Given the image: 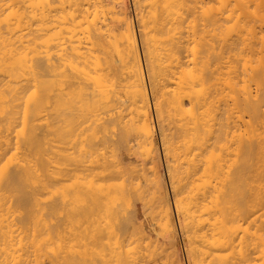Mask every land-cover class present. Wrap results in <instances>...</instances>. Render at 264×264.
<instances>
[{"label": "bare ground", "instance_id": "bare-ground-1", "mask_svg": "<svg viewBox=\"0 0 264 264\" xmlns=\"http://www.w3.org/2000/svg\"><path fill=\"white\" fill-rule=\"evenodd\" d=\"M252 1L0 0V264H264Z\"/></svg>", "mask_w": 264, "mask_h": 264}, {"label": "rangeland", "instance_id": "rangeland-1", "mask_svg": "<svg viewBox=\"0 0 264 264\" xmlns=\"http://www.w3.org/2000/svg\"><path fill=\"white\" fill-rule=\"evenodd\" d=\"M259 1L260 0H254V1H252V2H250V4H251V6H250V4H249V9H250V11L251 10H253L255 13H257V15L255 16V14H254V12H253V15L255 16H253L254 17V20H253V18L250 16V18H251V20L254 22V24H255V30H256V36H257V38H255V40L253 39V40H250V42H249V44H250V47H249V44H248V47L252 50V52L253 53H251L250 54V50H249V54L252 56H249L248 55V57H251V58H254L255 59V57H256V55H257V57H258V55H260V58L262 59V53H264V4H263V2L260 4L259 3ZM144 2V1H143ZM256 2H258L259 4H260V6L259 7H257V5H259L258 3H257V5H256ZM261 2V1H260ZM143 4V3H142ZM145 4H146V2H145ZM145 4H143V5H145ZM147 4H148V1H147ZM145 5V6H141V8H139V7H135V13H138L139 14V11L141 12V11H143V12H145L146 10H147V6L148 5ZM262 6V7H261ZM248 9V10H249ZM254 9H256L257 10V12L254 10ZM248 13H249V15H251L250 14V12L248 11ZM247 13V14H248ZM136 16H138L139 17V15H136ZM249 19V18H248ZM250 20V21H251ZM136 21V20H135ZM252 23V22H251ZM136 24H137V22H136ZM253 24V25H254ZM249 36L251 35V34H248ZM248 36V38L247 39H252L251 37H249ZM254 36V35H253ZM255 37V36H254ZM259 37V38H258ZM256 39H257V41H256ZM261 39V41L263 42V43H261V41H258V40H260ZM248 41V40H247ZM251 41H254L253 43L251 42ZM259 42V43H258ZM248 43V42H247ZM254 47H253V46ZM263 45V46H262ZM256 49V50H255ZM254 54H255V56H254ZM262 55V56H261ZM256 57V58H257ZM258 59V58H257ZM263 59H264V57H263ZM256 60V59H255ZM264 107V106H263ZM263 111H264V108H263ZM159 140H160V138H159ZM262 144H263V146H264V142H261ZM260 146V145H259ZM262 146V145H261ZM261 146L259 147L260 149H261ZM258 148V147H257ZM262 148H264V147H262ZM258 150V149H257ZM256 150V151H257ZM258 151H261V150H258ZM262 153H264V150L263 151H261ZM260 152V153H261ZM256 154H257V152H256ZM259 154V153H258ZM164 161V160H163Z\"/></svg>", "mask_w": 264, "mask_h": 264}]
</instances>
